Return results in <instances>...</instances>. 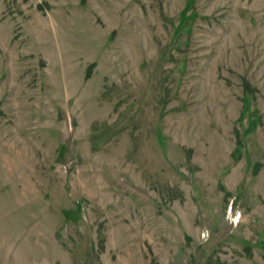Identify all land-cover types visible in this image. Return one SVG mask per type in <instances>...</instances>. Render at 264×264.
<instances>
[{
    "label": "rangeland",
    "instance_id": "374dc122",
    "mask_svg": "<svg viewBox=\"0 0 264 264\" xmlns=\"http://www.w3.org/2000/svg\"><path fill=\"white\" fill-rule=\"evenodd\" d=\"M0 264H264V0H0Z\"/></svg>",
    "mask_w": 264,
    "mask_h": 264
}]
</instances>
